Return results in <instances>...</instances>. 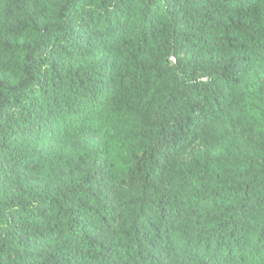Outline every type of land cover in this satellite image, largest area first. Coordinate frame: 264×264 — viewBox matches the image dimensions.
<instances>
[{
    "label": "trees",
    "instance_id": "trees-1",
    "mask_svg": "<svg viewBox=\"0 0 264 264\" xmlns=\"http://www.w3.org/2000/svg\"><path fill=\"white\" fill-rule=\"evenodd\" d=\"M263 61L264 0H0V264H264Z\"/></svg>",
    "mask_w": 264,
    "mask_h": 264
},
{
    "label": "rangeland",
    "instance_id": "rangeland-1",
    "mask_svg": "<svg viewBox=\"0 0 264 264\" xmlns=\"http://www.w3.org/2000/svg\"><path fill=\"white\" fill-rule=\"evenodd\" d=\"M248 75L249 81L243 92L242 101L219 127L218 132L221 136L230 137L237 134L240 129L252 121H257L259 126L264 124V61L256 63L248 71ZM222 145L224 144L216 145L214 148Z\"/></svg>",
    "mask_w": 264,
    "mask_h": 264
}]
</instances>
